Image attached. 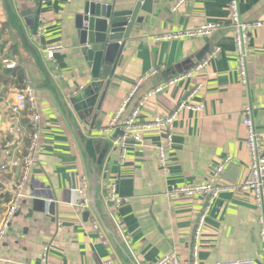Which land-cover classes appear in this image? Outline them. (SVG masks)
Instances as JSON below:
<instances>
[{
  "label": "crops",
  "instance_id": "1",
  "mask_svg": "<svg viewBox=\"0 0 264 264\" xmlns=\"http://www.w3.org/2000/svg\"><path fill=\"white\" fill-rule=\"evenodd\" d=\"M89 1L111 0H0V56L18 64L12 70L0 67V225L8 204L19 192L21 196L7 234L0 241V264H103L107 260L113 264H154L171 253L188 256L204 213L200 264L236 260L258 263L262 244L252 193L225 192L209 203L201 197L173 199L167 192L173 187L207 182L220 164L224 172L219 182L224 185H237L250 177L242 114L248 107L252 109L255 129L264 144V30L251 35L249 83L243 85L230 29L232 0H185L177 11L173 8L181 0H161L154 6L153 15L134 26L110 86H97L103 80L93 79L77 48L75 29L76 17ZM238 3L243 20L264 19V0ZM40 5V27L47 26L46 34L33 36L23 22L34 55L22 41L12 15L22 20V10L34 13ZM208 22H223L225 28L209 38L157 40L161 35ZM41 38L46 39V45ZM53 44H62L65 51L49 60L46 49ZM205 48L209 50L202 60L216 48L221 52L204 73L179 81L141 108V120L168 115L193 88L204 85L194 99L203 103L204 111L183 110L175 122L168 173L158 164L156 147L161 139L156 135L146 136L140 144L130 142L123 162L120 148L111 146L103 164H99L107 141L113 145L119 131L106 130L138 82L143 80L120 120L128 118L137 103L156 87L200 63L202 60L198 62L195 57ZM153 71L157 74L152 75ZM23 77L35 89L40 123L34 166L19 191L21 169L13 162L27 153L32 127L27 116L13 115L9 106ZM61 97L68 103L69 117ZM72 97L79 98L78 109L84 103L88 105L84 120L70 104ZM70 120L86 140L90 161L96 165L101 183L99 197L103 200L99 208L108 225L104 184L117 181V196L123 201L112 218L119 229L115 232L118 245L108 236L90 203L87 158ZM72 187L88 197V209L71 204ZM48 201L53 202L49 213Z\"/></svg>",
  "mask_w": 264,
  "mask_h": 264
},
{
  "label": "built area",
  "instance_id": "2",
  "mask_svg": "<svg viewBox=\"0 0 264 264\" xmlns=\"http://www.w3.org/2000/svg\"><path fill=\"white\" fill-rule=\"evenodd\" d=\"M185 0H181L173 8L177 11ZM229 21L230 29L233 33L236 50L235 55L238 62V72L240 82L243 85L249 83V58L251 55L250 39L252 33L259 30H264V19L257 21H245L240 13L238 0H232L229 6ZM225 28L223 22H208L193 29H186L178 31L176 33L165 34L157 37L158 41H171L182 39H195V38H209L215 32ZM47 32V26L42 25L38 29V37H43ZM65 47L62 44H53L46 49V58L52 60L56 54L63 53ZM221 52V48H216L211 52L204 60L197 63L186 74L179 75L172 80L166 82L163 85L156 87L153 91L149 92L137 105L132 109L130 115L125 120H120L125 108L129 105L130 101L135 97L138 91V86L143 80L138 82L137 87L129 94V97L124 102L123 107L118 111L116 117H114L111 126L106 131L118 128L123 132L113 140V146L119 147L121 151V162L126 158L127 149L130 142L140 144L143 142L146 136L156 135L161 139L160 144L156 147L157 159L159 167L167 174L169 171L170 160L172 157L174 147V126L175 122L180 116L183 110H188L196 113H202L205 109L203 103L194 102L195 97L204 88L203 84L197 85L193 88L189 94L179 104L177 109L168 115H157L148 119L141 120V108L144 104L161 93L165 89L175 85L179 81L185 78L194 77L204 73L211 65L216 56ZM18 66L17 62L7 56H0V67L12 70ZM157 72L153 71L152 75H156ZM10 112L15 116L25 115L30 121L32 127V134L30 139V145L27 153L21 158L13 162L14 166H20L21 175L17 183V188L21 191L28 180L31 169L34 166V152L37 149L39 140V123L40 115L38 114L37 101L35 96V89L25 84L17 89L15 93V101L9 106ZM243 126L246 129V147L250 155V177L237 185H224L220 181L221 175L224 172L223 164L218 165L213 169L211 176L205 183L197 185H186L181 187H173L167 192V196L173 199L180 197L196 198L201 197L206 199L209 203H212L222 193L232 191L250 192L254 196V202L257 207L259 217L258 222L260 225V239H261V255L259 262L256 263L252 260H236L216 262L215 264H264V144L261 135L256 131L252 120V109L247 108L243 114ZM111 129V130H110ZM228 161V160H227ZM6 169V167H2ZM87 187V181L85 180ZM106 191L105 202L108 206V210L112 218L114 213L117 212L123 201L117 196V181L113 180L104 184ZM20 193V192H19ZM17 194L13 201L8 204L6 208L5 217L0 225V241L5 237L8 231L9 224L13 219L19 204L20 194ZM70 202L71 204H77L85 209L89 208V199L83 195V192L77 188H70ZM53 204L52 201L47 203V212L49 213V207ZM205 213L200 217L197 229L195 231L192 243L189 248V255L171 253L159 259L154 264H200V241L205 221ZM96 229H99L96 226ZM103 264H113L112 261L107 260ZM145 264V263H138Z\"/></svg>",
  "mask_w": 264,
  "mask_h": 264
},
{
  "label": "water",
  "instance_id": "3",
  "mask_svg": "<svg viewBox=\"0 0 264 264\" xmlns=\"http://www.w3.org/2000/svg\"><path fill=\"white\" fill-rule=\"evenodd\" d=\"M160 2L161 0H111L106 3H96L94 1L86 3L83 12L76 17L75 29L77 48L81 53L83 60L86 62L87 67L91 70L93 79L97 81L100 79L103 80H100L102 82L98 83L97 86H103L104 83L106 84V87L110 86V78L115 74L126 41L129 40L134 26L141 23L145 16L153 15L154 6L159 5ZM41 12L42 7L40 5L34 13L27 9L22 10V20L17 19L12 15V22L18 29L22 41L25 46L34 53V55L37 54L29 44L23 22L29 27V29H31V34L38 37ZM41 43L46 45V39L41 38ZM207 49L208 48H205L204 51L196 55L195 59L198 62L204 58ZM103 100L104 95L101 97L96 116ZM78 101V97H72L69 99L70 104H72L75 111L78 112L80 119L84 120L83 111L88 109V105L84 103L81 108L78 109V106L76 105V102ZM60 102L67 115L66 117H69L71 113L67 101L61 97ZM90 110L91 112L93 111V109ZM70 123L87 158L86 167L90 191V203L92 204L93 210L98 216L106 233L112 241L117 244V236L115 232L118 233L119 229L115 225L109 212L107 216L110 220V224L108 225L106 223L99 208V204L100 202H103V200L99 197L101 183H99L96 165L90 161V157L86 150V140L80 134L78 127L72 122V120H70ZM122 133L121 129H119L116 137L118 134L122 135ZM111 146L113 145L107 141L105 148L100 153L99 164H103ZM85 216L88 218L89 213L87 212Z\"/></svg>",
  "mask_w": 264,
  "mask_h": 264
},
{
  "label": "trees",
  "instance_id": "4",
  "mask_svg": "<svg viewBox=\"0 0 264 264\" xmlns=\"http://www.w3.org/2000/svg\"><path fill=\"white\" fill-rule=\"evenodd\" d=\"M25 84H27V83H26V79H25V77H23V80H22V86L25 85Z\"/></svg>",
  "mask_w": 264,
  "mask_h": 264
}]
</instances>
